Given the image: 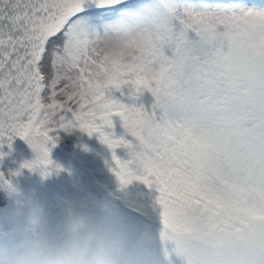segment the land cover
I'll return each instance as SVG.
<instances>
[{"label": "snow or ice", "instance_id": "1", "mask_svg": "<svg viewBox=\"0 0 264 264\" xmlns=\"http://www.w3.org/2000/svg\"><path fill=\"white\" fill-rule=\"evenodd\" d=\"M74 128L158 191L163 264H264V0H0V159L19 137L46 168Z\"/></svg>", "mask_w": 264, "mask_h": 264}, {"label": "rangeland", "instance_id": "2", "mask_svg": "<svg viewBox=\"0 0 264 264\" xmlns=\"http://www.w3.org/2000/svg\"><path fill=\"white\" fill-rule=\"evenodd\" d=\"M132 92L130 85L122 86L120 91L111 90L116 99L130 106L143 105L150 109L155 102L151 92L144 91L135 100L131 99ZM113 122L114 127L105 128L106 132L113 133L114 138L124 137L133 144H138L127 133L119 116H114ZM58 135V142L55 145L50 142L48 145L52 163L46 168L32 171L24 167L25 163L36 159V152L27 142L21 149V156H15L4 167L5 171L0 172L3 174V179H0V245L14 251L20 249L23 233L11 232V218L25 203L38 204L43 208L47 218L46 227L52 234L59 230L71 201L89 195L107 198L118 206L119 220L132 241L145 230L159 233L161 209L157 200L158 191L140 180L121 186L113 171L116 167L113 151L102 142L99 133L89 135L74 128L71 131L60 130ZM115 155L122 162L133 159L131 150L126 147L118 148ZM131 167L137 175L143 174L142 169H137L134 164ZM140 212L154 220L150 219L152 222H148L141 218ZM9 235L15 237L12 243H9ZM156 250L159 255L160 244Z\"/></svg>", "mask_w": 264, "mask_h": 264}, {"label": "clouds", "instance_id": "3", "mask_svg": "<svg viewBox=\"0 0 264 264\" xmlns=\"http://www.w3.org/2000/svg\"><path fill=\"white\" fill-rule=\"evenodd\" d=\"M132 39L118 32L114 42L126 50ZM119 216L114 202L89 195L71 201L59 230L50 234L43 208L25 203L11 218V232L23 233L20 249L0 245V264H163L159 235L145 230L132 241Z\"/></svg>", "mask_w": 264, "mask_h": 264}, {"label": "water", "instance_id": "4", "mask_svg": "<svg viewBox=\"0 0 264 264\" xmlns=\"http://www.w3.org/2000/svg\"><path fill=\"white\" fill-rule=\"evenodd\" d=\"M27 143L26 140L19 137L15 138L12 143V147L5 146L2 151L6 153L2 159H0V170L18 153V151Z\"/></svg>", "mask_w": 264, "mask_h": 264}, {"label": "trees", "instance_id": "5", "mask_svg": "<svg viewBox=\"0 0 264 264\" xmlns=\"http://www.w3.org/2000/svg\"><path fill=\"white\" fill-rule=\"evenodd\" d=\"M21 154H22V153H21V151H20V152L16 155V157H20ZM14 158H15V157H14ZM14 158H13V159H14ZM6 166H7V165H6ZM4 171H5V169L3 168V169L1 170V173H3Z\"/></svg>", "mask_w": 264, "mask_h": 264}]
</instances>
